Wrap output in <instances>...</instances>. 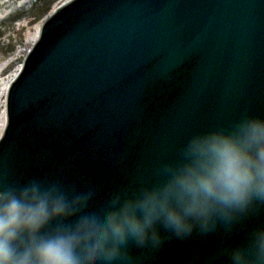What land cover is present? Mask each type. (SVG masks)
Wrapping results in <instances>:
<instances>
[{"label":"water","instance_id":"95a60500","mask_svg":"<svg viewBox=\"0 0 264 264\" xmlns=\"http://www.w3.org/2000/svg\"><path fill=\"white\" fill-rule=\"evenodd\" d=\"M242 112L264 114V0H71L8 89L0 177L103 191ZM218 244L172 241L155 264H210Z\"/></svg>","mask_w":264,"mask_h":264},{"label":"clouds","instance_id":"9594fccd","mask_svg":"<svg viewBox=\"0 0 264 264\" xmlns=\"http://www.w3.org/2000/svg\"><path fill=\"white\" fill-rule=\"evenodd\" d=\"M212 236L210 264H264V114L194 130L103 191L0 177V264H155L172 241Z\"/></svg>","mask_w":264,"mask_h":264},{"label":"rangeland","instance_id":"374dc122","mask_svg":"<svg viewBox=\"0 0 264 264\" xmlns=\"http://www.w3.org/2000/svg\"><path fill=\"white\" fill-rule=\"evenodd\" d=\"M69 1L59 0L46 17L40 19L32 14L36 0H0V139L7 125L6 99L9 87L39 39L44 22ZM2 24L6 26L3 28Z\"/></svg>","mask_w":264,"mask_h":264},{"label":"trees","instance_id":"16d2710c","mask_svg":"<svg viewBox=\"0 0 264 264\" xmlns=\"http://www.w3.org/2000/svg\"><path fill=\"white\" fill-rule=\"evenodd\" d=\"M37 4L36 6L33 8L32 10V14L34 15V17H41L40 19H42V17H46L47 13H49V11L53 8V6L59 1V0H36ZM43 17V18H44ZM3 28L6 26L4 24ZM0 27H2L0 25ZM2 28H0V33H1ZM2 39V37H0V40Z\"/></svg>","mask_w":264,"mask_h":264}]
</instances>
